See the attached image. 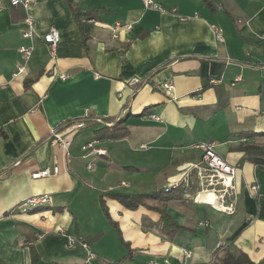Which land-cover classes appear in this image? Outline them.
<instances>
[{
  "label": "crops",
  "instance_id": "obj_1",
  "mask_svg": "<svg viewBox=\"0 0 264 264\" xmlns=\"http://www.w3.org/2000/svg\"><path fill=\"white\" fill-rule=\"evenodd\" d=\"M154 1L163 11L143 0H71L86 11L78 21L68 0L1 3L0 264H218L228 251L264 258V0ZM28 17L37 25L31 39ZM118 23L125 28L114 38ZM52 29L61 34L55 55L43 40ZM23 45L33 46L28 62ZM148 76L133 96L130 81ZM98 118L123 120L128 134L99 138L114 125ZM69 121L79 128L67 155L51 133ZM92 141L106 154L83 158ZM203 143L240 168L225 198L234 213L198 201L193 165L203 151L194 146ZM46 169L51 176L32 177ZM156 191L160 201L136 210L113 199ZM39 194L52 205L18 211ZM154 206L183 227L175 237L163 234ZM69 238L81 243L72 248Z\"/></svg>",
  "mask_w": 264,
  "mask_h": 264
},
{
  "label": "built area",
  "instance_id": "obj_2",
  "mask_svg": "<svg viewBox=\"0 0 264 264\" xmlns=\"http://www.w3.org/2000/svg\"><path fill=\"white\" fill-rule=\"evenodd\" d=\"M4 0H0V5ZM12 6H23L27 8L31 0H8ZM144 6L147 9H155L158 11H163V8L157 4L154 0H143ZM25 29L23 31V37L25 39H31L34 34L36 33V21L32 17H28L25 20ZM125 28V26L121 24H116L114 29V38H118V31L119 29ZM129 28V27H128ZM218 37H221L219 34ZM44 42L48 45L49 50L51 54L55 55L58 45L61 41V34L59 30L52 29L43 36ZM19 53L22 55V58L25 62H28L32 55H33V46H27L23 45L19 48ZM23 68H21L22 70ZM63 79H66L67 76H62ZM241 78L238 77L237 81H239ZM142 79L140 78H133L130 81V84L134 87L141 83ZM161 89H163L166 92H172L173 86L170 83H165ZM154 119L159 120L160 118L157 115L151 116ZM96 123L105 125L107 127H112L114 125L113 121H109L106 119H96ZM79 128V125L76 126L73 123L68 124L63 127L62 130L55 129L51 133V141L60 146L67 155H69V149L72 145V140L68 137L69 135L76 132ZM197 149H201L203 151V157L200 163L194 164L193 168H195L198 171V177L199 182L201 183V190L198 192V196L200 197L201 194L204 193H210V192H216L220 198L223 207L217 208V210L221 212L226 213H234L233 206H229L225 204V198L226 195L230 194L231 191L234 189V181L238 175V172L240 171V168L238 166H232L228 164L225 160H223L214 150L213 144H199L194 146ZM81 150L83 152V158H87L93 155H104L106 154V151L102 148H99L97 146L96 141L89 142L87 144H84L81 147ZM88 168L91 169L92 166L88 165ZM51 176L50 170H43L34 172L32 174V177L34 179H40ZM259 187L257 185L252 186L251 190H253L255 193L258 192ZM52 196L50 194H39L32 196L23 202H21L17 209L20 213H30L33 211H36L38 209L46 208L48 206L52 205ZM59 231H62V229H59ZM69 243L72 248L77 247L81 241L75 239V238H69ZM86 247V244H82ZM220 247V244L218 245ZM193 257V251L184 248L183 249V258L185 260H189ZM90 258H93L92 254H90ZM166 264H169V261L166 259ZM152 264H159L158 262H153Z\"/></svg>",
  "mask_w": 264,
  "mask_h": 264
},
{
  "label": "trees",
  "instance_id": "obj_3",
  "mask_svg": "<svg viewBox=\"0 0 264 264\" xmlns=\"http://www.w3.org/2000/svg\"><path fill=\"white\" fill-rule=\"evenodd\" d=\"M69 1V5L71 6V8L74 11L75 14V19L78 21V19H80V17L82 15H86V11H82L79 10L77 8H74L72 6V2L71 0ZM89 15V14H88ZM85 42H86V38H84V44L83 47H85ZM86 48V47H85ZM86 51V49H85ZM149 78L150 76L144 78L141 83H139L138 85L135 86L134 89V93L133 96L136 95V93L147 83H149ZM28 84V83H27ZM124 121L120 120L119 122H117L113 128H111L110 130L108 129H102L101 131H104V135L101 137L99 136V138H110V139H120L121 137L126 136L127 133V128L124 125ZM71 124V121L63 123L58 130H62L64 126ZM99 131H97L98 133ZM162 196V193H160V191H156L153 193H149V194H142V195H121V194H113V199L119 201L122 205H124L126 208L130 209V210H136L138 207L140 206H147L146 201L147 200H159ZM102 203V207L103 210L106 214V216L109 218V220L111 221V223L116 227L118 235L121 239V241L124 243V245L126 247H129V244L126 243L122 237L120 228L118 226L117 223L113 222L107 206L104 202V200H101ZM153 210H156L160 216H161V231L163 232V234H165L168 238H173L177 235V233L179 232L180 229H182L183 227L180 226L171 216L170 214L166 211V209H162L160 207H151ZM33 255V261L36 262L38 260V256L36 254V252L33 250L32 252ZM114 264H122V262H115ZM218 264H264V258L262 260H260L259 262H255L253 260L250 259V257L243 251H228L224 257L222 259L219 260Z\"/></svg>",
  "mask_w": 264,
  "mask_h": 264
},
{
  "label": "bare ground",
  "instance_id": "obj_4",
  "mask_svg": "<svg viewBox=\"0 0 264 264\" xmlns=\"http://www.w3.org/2000/svg\"><path fill=\"white\" fill-rule=\"evenodd\" d=\"M174 183V182H172ZM198 201L200 202H205L208 204H212L218 208H222V202L220 196L216 192H210V193H204L201 194L200 197L198 198Z\"/></svg>",
  "mask_w": 264,
  "mask_h": 264
},
{
  "label": "rangeland",
  "instance_id": "obj_5",
  "mask_svg": "<svg viewBox=\"0 0 264 264\" xmlns=\"http://www.w3.org/2000/svg\"><path fill=\"white\" fill-rule=\"evenodd\" d=\"M175 177H177V176H175ZM180 179V178H179ZM179 179H175V180H171V182H176V181H178ZM197 196V195H196Z\"/></svg>",
  "mask_w": 264,
  "mask_h": 264
}]
</instances>
